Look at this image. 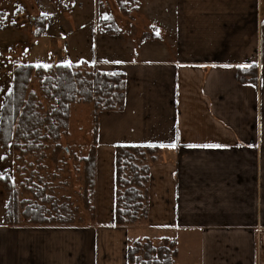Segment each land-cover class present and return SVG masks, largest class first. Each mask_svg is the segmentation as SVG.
<instances>
[{
	"label": "crops",
	"instance_id": "1",
	"mask_svg": "<svg viewBox=\"0 0 264 264\" xmlns=\"http://www.w3.org/2000/svg\"><path fill=\"white\" fill-rule=\"evenodd\" d=\"M109 1L97 15L114 30L93 28L101 54L87 62L126 78L123 107L93 128L94 209L67 226L0 227V264H127L129 240L162 231L176 239L175 264H264V0L103 10ZM241 64L257 65L255 83L239 81ZM170 142L150 162L147 218L116 225V146ZM204 144L222 147L188 146Z\"/></svg>",
	"mask_w": 264,
	"mask_h": 264
},
{
	"label": "rangeland",
	"instance_id": "2",
	"mask_svg": "<svg viewBox=\"0 0 264 264\" xmlns=\"http://www.w3.org/2000/svg\"><path fill=\"white\" fill-rule=\"evenodd\" d=\"M135 2L110 0L103 10L118 9V4L121 10H131ZM91 3L92 0H0V111L12 86L13 72L21 64H75V70L83 74L97 68L87 62L92 55L101 54L97 49L100 41L93 35V28L105 26L114 30V24L113 18L98 17L99 0H94V5ZM93 46H97L95 52ZM29 92L35 93L42 113L51 111L54 99L44 95L35 76ZM85 104H71L67 130L61 129L63 132L57 141H43L33 152L24 155L12 143L7 148L0 146V177L7 176L12 187L10 190L0 181V227L41 226L28 224L23 219L22 213L29 203L34 207L44 206L47 212L71 204L77 208V217L81 220L86 199L83 158L91 149L95 125L94 106ZM13 194L17 199L19 224L10 225L7 214ZM140 234L152 232L141 230Z\"/></svg>",
	"mask_w": 264,
	"mask_h": 264
},
{
	"label": "trees",
	"instance_id": "3",
	"mask_svg": "<svg viewBox=\"0 0 264 264\" xmlns=\"http://www.w3.org/2000/svg\"><path fill=\"white\" fill-rule=\"evenodd\" d=\"M260 60L264 64V20L261 26ZM33 63L19 65L13 72L11 89L5 96L0 111V146L7 148L12 143L22 155L33 152L43 141L59 140L67 130L70 106L73 103H91L94 106V135L97 129L98 114L102 110H118L123 107L125 74L120 71L94 69L90 74L75 70V64L54 66ZM257 65L238 69L241 82H256ZM39 80L43 93L53 98L49 113H42L36 102L35 93L29 92L32 77ZM63 129V131H61ZM94 137L85 162L84 206L93 211L91 201L95 191L96 152ZM149 144H118L116 146L115 180V224L131 225L141 223L148 215L147 185L151 160H155L160 146ZM11 190L9 178L0 177ZM14 195V194H13ZM51 200V199H48ZM28 204V202L26 201ZM17 199L12 196L11 210L7 214L10 225L19 224ZM52 212L44 206L28 204L22 213L28 224L41 226L72 225L79 221L77 208L66 204ZM31 211V212H30ZM177 242L175 238L141 237L131 239L127 246V264H175Z\"/></svg>",
	"mask_w": 264,
	"mask_h": 264
},
{
	"label": "snow or ice",
	"instance_id": "4",
	"mask_svg": "<svg viewBox=\"0 0 264 264\" xmlns=\"http://www.w3.org/2000/svg\"><path fill=\"white\" fill-rule=\"evenodd\" d=\"M228 65H226L227 67ZM37 67H40V65L38 64ZM44 67H48V65H44ZM238 67L240 68H246L247 66L246 65H238ZM176 140L178 141L179 140V133H177V136H176ZM149 147H156L157 145L156 144H149L148 145ZM160 147H169V148H177L178 147V143L177 142H170L168 143L167 145L165 144H160L159 145ZM189 147H205V148H208V147H222V145H209V144H204V145H188Z\"/></svg>",
	"mask_w": 264,
	"mask_h": 264
}]
</instances>
